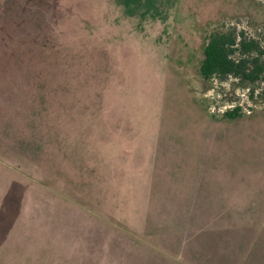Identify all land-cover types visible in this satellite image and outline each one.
<instances>
[{"label": "rangeland", "instance_id": "1", "mask_svg": "<svg viewBox=\"0 0 264 264\" xmlns=\"http://www.w3.org/2000/svg\"><path fill=\"white\" fill-rule=\"evenodd\" d=\"M160 6L164 19L117 0H0L1 102L15 117L9 137L0 129V206L19 193L0 264H189L176 241L187 225L152 204L138 169L168 157L264 201V82L251 96L234 76L200 74L213 32L264 44V0Z\"/></svg>", "mask_w": 264, "mask_h": 264}, {"label": "trees", "instance_id": "2", "mask_svg": "<svg viewBox=\"0 0 264 264\" xmlns=\"http://www.w3.org/2000/svg\"><path fill=\"white\" fill-rule=\"evenodd\" d=\"M117 1L125 8L128 15L139 14L143 17L165 18L160 6L165 0ZM2 43L3 38H0V107L3 113L0 118V129L9 137L13 133L12 124L15 117L7 113L5 104L1 102L4 71ZM17 57L11 61L12 65L20 62ZM21 59L26 63L31 61L28 56ZM9 73L12 72H7ZM200 74L205 80L215 76L220 79L234 76L243 85L252 86L250 94L254 96V85L264 82V44L258 39L246 37L244 32L240 34L235 31L213 32L203 47ZM25 77H29L27 70ZM240 110L241 107L236 106L228 110L226 115L230 118L238 117ZM159 158L158 156L155 159ZM170 158L166 159V165L163 167L138 169L142 178L148 173L152 175L149 185L150 193L147 195L152 204L158 202L165 213H167V207L175 208L177 218L187 225L186 228L189 230L185 229L186 233L180 231L176 239L180 246L187 247L188 256L185 261L189 264H198L199 259L202 261L207 257L208 264H264V201L254 197L256 195L254 192L251 196L252 190L245 192L240 189L229 190L222 185L210 184L212 180H205V177L190 179L192 175L196 177L198 171L185 172L177 169L174 166V160L171 161ZM156 160L155 163H157ZM10 190L0 206V221L6 225L9 223V218L12 220V216L18 212L19 207L18 187ZM241 194L244 195L243 198ZM235 195L236 200L233 197ZM151 215H156L153 208ZM0 230L2 233L3 228L0 227ZM203 246H209L212 249L209 254L203 252L205 249Z\"/></svg>", "mask_w": 264, "mask_h": 264}]
</instances>
